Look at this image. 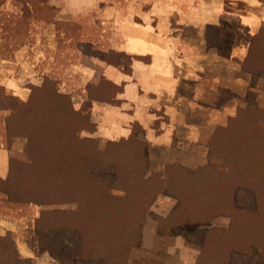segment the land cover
<instances>
[{"label": "rangeland", "instance_id": "374dc122", "mask_svg": "<svg viewBox=\"0 0 264 264\" xmlns=\"http://www.w3.org/2000/svg\"><path fill=\"white\" fill-rule=\"evenodd\" d=\"M192 1L0 0V76L4 72L13 77L25 74L20 94L10 92L0 80L5 92L22 103L14 115L0 109V149L7 156V173L0 177V216L10 221L0 240L3 259L0 264H14L15 261L20 264H62L52 254L64 260L70 248L81 250L87 242L103 250H117L111 256L115 264H123L125 260V264H174L178 257L181 264H264V168L260 167L264 160V119L261 114L264 112V93L253 89L256 78L264 75V26L253 31L252 22H249L258 15L259 6L251 7L240 1L225 6L227 11L239 9L241 14L245 12L244 16L248 18L247 31H240V41L245 43L247 50L244 55L241 49L239 56H233L244 76L240 89L229 82L236 91H220L222 99L234 98V106L227 110L226 117L223 110L218 113L217 109L200 106L192 113L189 111L186 118L193 117L197 123L177 126L174 132L171 116L164 109H139L143 116L153 112L156 118L154 130L149 131L150 128L145 129L135 122L129 136L112 140L96 134L91 109L88 105L83 108L89 122L79 137L96 144L99 150H105L109 141L128 137L146 144V183L141 188L139 185L146 195L135 198L141 207L138 218L122 211L99 217L97 210L104 209L107 200L95 184L96 179L92 194L79 202L63 200L57 203L51 198H43L72 193L71 187L80 186L84 179L83 174L67 175L59 168L49 166L50 162H44L53 151L47 140L59 135L66 141L69 136L64 130L66 125L63 129L53 128L47 119L57 102L53 93L68 97L74 110H80L92 96L112 101L121 86L113 85L102 69L105 64L115 65L120 60L118 57L124 55L117 53L111 44L112 36L119 32L121 20L125 22L126 18L134 17V21L139 22L142 13L151 11L156 22L160 10L174 11L176 4L191 6ZM184 19L191 22L189 18ZM170 20L175 24L174 15H170ZM180 27L186 35L197 36L192 27L182 28L181 23ZM222 27H208L209 49L223 57L238 53L236 49L233 51V43L230 44L234 34ZM125 62L123 59L121 68L128 72L130 67ZM251 69L254 73L249 71ZM213 116L221 117L222 122L206 125ZM27 119H33L31 128L39 139L38 149L31 156L32 163L24 155ZM234 137L237 138L236 146H233ZM64 141L55 153L57 159L65 150ZM79 149L81 152L76 149L78 157L72 164L76 173L90 165L82 157V148ZM227 153V157L237 161L235 170L244 176L243 179L235 182L233 177L227 182L200 185L204 180L214 181L213 171L217 173L216 181L219 176L229 173L222 157ZM166 165H176L182 171H173V177L169 175L170 181L161 179L157 175ZM206 167L210 169L198 174ZM135 171L136 167L129 164L122 169L121 176L129 177ZM193 172L196 175L193 183L199 180L197 192L188 187ZM239 184L244 186L241 207L232 214ZM4 191H10L12 197H37L41 202L9 203ZM126 199L134 201L133 197ZM136 228L138 233L134 232L130 237ZM193 228H197L194 229L196 234ZM80 234H85L88 240ZM17 238L26 243L27 248L24 246L20 250ZM71 240L75 241L74 245H69ZM75 264L100 262L77 261Z\"/></svg>", "mask_w": 264, "mask_h": 264}, {"label": "crops", "instance_id": "0c3cea01", "mask_svg": "<svg viewBox=\"0 0 264 264\" xmlns=\"http://www.w3.org/2000/svg\"><path fill=\"white\" fill-rule=\"evenodd\" d=\"M237 1L251 7L259 6L258 15L249 20L253 31L264 24V0H193L191 6L176 4L174 11L160 10L158 15L156 13V22L153 21L155 19L151 11L142 13L139 22L134 21V17L126 18L125 22L121 20L119 32L112 36L111 44L117 53L124 55L118 57L120 60L115 65L105 64L102 69L103 75L112 84L121 86V90L114 96L116 103L98 99L91 101L90 117L97 126L96 134L112 140L126 138L131 134V126L135 122H139L145 129L150 128L149 131L154 130L152 126L156 118L153 112H146L143 116L139 109H164L171 116L170 125L174 127V132L177 126L197 123L193 117L189 120L186 118L189 111L192 113V110L200 106L217 109L218 113L223 110V116L226 117L227 110L234 106V98L222 99L220 91H236L229 82L240 89L241 78L244 76L233 56H239L241 49L244 55L247 50L245 43L240 41V31H247L248 18L244 16L245 12L241 14L239 9H225L227 4L233 6ZM185 7L190 10L185 11ZM170 15H174L175 24L171 22ZM184 17L191 22H185ZM180 23L182 28L190 26L195 29L197 36L186 35L180 29ZM209 26H224L231 31L235 37H232L230 44L233 43L232 49L238 53H228V57H223L209 49ZM123 59H126L125 63L130 67L128 72L121 68ZM24 75L22 73L21 77H13L4 72L0 76L1 84L10 92L20 94L23 91ZM253 89L264 93V75L256 78ZM221 122V117L213 116L205 124L216 125ZM190 134L193 135L191 129ZM6 157V152L0 149V177H5L7 173ZM8 225L10 221L0 216V236L6 233ZM16 244L20 250L26 246L20 238H17ZM181 263L178 257L174 264Z\"/></svg>", "mask_w": 264, "mask_h": 264}, {"label": "trees", "instance_id": "16d2710c", "mask_svg": "<svg viewBox=\"0 0 264 264\" xmlns=\"http://www.w3.org/2000/svg\"><path fill=\"white\" fill-rule=\"evenodd\" d=\"M261 26H264L262 24ZM249 71H252L254 73V70L251 69ZM114 85V84H113ZM116 86V85H115ZM119 91V90H118ZM117 91V92H118ZM116 92V93H117ZM251 95V94H250ZM53 99L57 101L54 105V107L49 112V117L47 116V119L53 126V128H56V126L60 129H63L62 126H65L64 130L68 133V138L66 141H64L62 137L58 135V137H54L53 140H47L48 146L52 145L53 151L52 153L48 154L47 158L44 160V162H50L49 166L58 169L62 172L67 173V175H78L83 174V183L80 186L74 188L71 187L72 193L69 194H54V196H45L43 198H51L54 202H62L64 201H75L79 202L83 199H85L87 196H90L92 194L93 190V182L95 180V184H97L101 190L105 193L104 197L107 200V204L105 205V208L102 210H97V215L100 216H107L112 215L111 213H114L117 211L123 212L124 214L131 215L132 218H138L140 215L139 211L141 209L140 205L137 200H135L136 197H145V190L140 189L142 185L146 183L145 173L147 169L148 164V150L146 147V144L139 140H131L130 137L127 139H123L120 141H109L105 150H99L96 144L91 143V141L80 138L79 134L81 131L86 130L87 127H85L88 124V113L83 108H85L87 105L89 106V110L91 109V101L94 99H98L97 97L90 98L89 102H87L86 105H82L80 110H74L70 100L68 97H63L58 92L53 93ZM115 96V95H114ZM102 100V99H101ZM102 101L106 103H116L117 101L112 98V101L103 99ZM89 103V104H88ZM22 104L19 100H17L12 95H8L5 90L0 86V109L8 110L12 112V114H17L19 111V105ZM239 112L241 109L238 110ZM242 112V111H241ZM262 118L264 119V112H261ZM10 121V119H8ZM263 122V120H261ZM28 125L27 127V147L24 151V155L26 157V160L30 163H32L31 156L33 154L35 155L36 149H38V143L36 136H34L32 131L33 126V119H27L25 121ZM29 127L31 128V131L29 130ZM59 130V129H58ZM57 130V131H58ZM243 131V130H242ZM32 132V134H29ZM264 136V133H262ZM226 138L227 137H223ZM235 138V137H234ZM50 141V143L48 142ZM65 142V150L62 151V154L59 153L60 158L57 159L55 156L56 151H59L60 142ZM237 138L233 140V146H236ZM53 142V144H52ZM79 146V147H78ZM79 148H82L83 150V159H87L90 162V165L84 166L82 169L78 170L76 173L73 172V161L78 157L76 155V149H78L79 152L81 150ZM55 149V150H54ZM117 149V150H116ZM120 149V150H118ZM229 156V153L226 154L223 157V160L226 161V167L229 170V173L226 175H221L216 181L217 173L213 171L214 175V181H203L204 184L200 185H208V184H215V183H221V182H227L228 180L232 179L234 177V181L240 182L243 179L242 174H237L236 168L238 166L237 161L233 160V158L227 157ZM82 157L80 159H82ZM236 159V158H235ZM59 164H63V167ZM129 164L134 165L136 167V171L129 175V177H124L122 175V169L126 168ZM260 167L264 168V160H261ZM172 169L169 173L168 170ZM174 169V170H173ZM210 168H202L198 174L202 175L201 172H207ZM173 171H182L181 168H178L176 165H166L161 173H159L157 176L161 179H166L170 181V179L173 177ZM172 174V175H171ZM171 175L172 177H170ZM126 178V179H125ZM194 178L196 179L195 173L190 174V183L188 184L190 190H194V192H197V188L199 186V180L198 183H193ZM80 179V178H79ZM125 179V180H123ZM88 181V183H86ZM131 182V186H127L126 183ZM140 185V188H139ZM237 187H240L238 190H236V196L234 201L235 205L232 207V210L230 213L236 212V208L240 209L241 207V191L244 188L242 184H239ZM133 189V191H132ZM147 193V192H146ZM4 196L6 197L7 201L9 203H18V204H24V203H40L41 200L37 201L36 198H23L22 196H15L12 197L13 194H11L10 191H4ZM127 197H133L134 201L131 202L130 199H126ZM37 201V202H36ZM141 215L142 212H141ZM65 230L67 227L63 226ZM194 229L197 228H193ZM134 232L138 233V228L133 230L130 237L134 235ZM199 232V231H198ZM197 232V233H198ZM79 234V233H78ZM194 234L195 231H194ZM78 236V235H77ZM80 236L84 240H88L87 236L84 234H80ZM3 237L0 236V240H2ZM87 242V241H86ZM88 245H83L84 247L81 250H74L73 248H70V250L65 254L64 260L61 258H57L52 254V257L58 261H60L62 264H75L77 261L86 263V262H94L99 261L100 264H115L114 259L111 257L112 255L117 253V250H103L100 249V246H95V244H91L87 242ZM75 241L73 240L69 241V245H74ZM0 262L3 263L2 256H0ZM127 263L126 260L123 264ZM14 264H20V261H15Z\"/></svg>", "mask_w": 264, "mask_h": 264}]
</instances>
